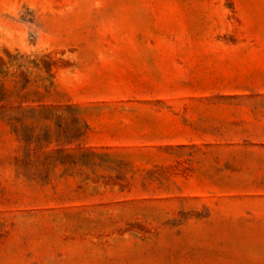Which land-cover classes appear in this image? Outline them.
Listing matches in <instances>:
<instances>
[{"label": "rangeland", "instance_id": "1", "mask_svg": "<svg viewBox=\"0 0 264 264\" xmlns=\"http://www.w3.org/2000/svg\"><path fill=\"white\" fill-rule=\"evenodd\" d=\"M0 264H264V0H0Z\"/></svg>", "mask_w": 264, "mask_h": 264}]
</instances>
